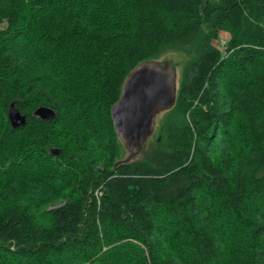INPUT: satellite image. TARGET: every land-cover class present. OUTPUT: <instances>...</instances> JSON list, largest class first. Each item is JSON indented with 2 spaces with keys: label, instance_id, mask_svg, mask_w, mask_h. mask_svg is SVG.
Instances as JSON below:
<instances>
[{
  "label": "trees",
  "instance_id": "16d2710c",
  "mask_svg": "<svg viewBox=\"0 0 264 264\" xmlns=\"http://www.w3.org/2000/svg\"><path fill=\"white\" fill-rule=\"evenodd\" d=\"M168 52L123 160L111 106ZM0 264H264V0H0Z\"/></svg>",
  "mask_w": 264,
  "mask_h": 264
},
{
  "label": "water",
  "instance_id": "95a60500",
  "mask_svg": "<svg viewBox=\"0 0 264 264\" xmlns=\"http://www.w3.org/2000/svg\"><path fill=\"white\" fill-rule=\"evenodd\" d=\"M176 76L170 60H149L136 65L124 79L120 97L111 106L110 115L114 131L130 156L135 155L153 133L157 114L174 105ZM33 114L42 120H51L55 112L39 106ZM7 117L12 127L23 126L26 121L13 103L9 105Z\"/></svg>",
  "mask_w": 264,
  "mask_h": 264
},
{
  "label": "rangeland",
  "instance_id": "374dc122",
  "mask_svg": "<svg viewBox=\"0 0 264 264\" xmlns=\"http://www.w3.org/2000/svg\"><path fill=\"white\" fill-rule=\"evenodd\" d=\"M228 36H229V34L227 33V32H224V31H221L220 33H219V42L218 41H216L215 42V40L213 41V44H214V46H219V48H218V50H221V51H223V49H224V41H226L227 39H228ZM224 43V44H223ZM223 44V45H222ZM178 58H179V56L177 55V53H174V52H168L167 54H165V55H162L161 56V60L160 61H163L162 59H165V60H170L171 61V63H173L174 62V60H178ZM178 63H176V65H174V67H175V69H176V73H177V76L175 77L176 79H177V86H178V75H179V71H180V68H179V66L177 65ZM162 112L163 111H161L160 113H158L157 114V116L155 117L156 119H155V125L157 126V120L160 118V116H161V114H162ZM156 127L154 126V129H155ZM153 131V130H152ZM149 138V140H148V142H150L151 144L153 143L152 141H154L155 140V138H156V133H155V131H153V133L151 134V137L149 136L148 137ZM123 144V143H122ZM141 149H142V147H141ZM141 149L135 154V155H133V156H130V153H129V151L124 147V150H123V152H122V159L123 160H126V159H134V158H137V157H139L140 156V153H141ZM146 149V148H145Z\"/></svg>",
  "mask_w": 264,
  "mask_h": 264
},
{
  "label": "built area",
  "instance_id": "2783aa9c",
  "mask_svg": "<svg viewBox=\"0 0 264 264\" xmlns=\"http://www.w3.org/2000/svg\"><path fill=\"white\" fill-rule=\"evenodd\" d=\"M215 42H216V41H215ZM224 43H225V41H224ZM224 43H223V44H224ZM223 44H222V45H223ZM216 46H217V45H216ZM217 47L219 48V46H217Z\"/></svg>",
  "mask_w": 264,
  "mask_h": 264
}]
</instances>
